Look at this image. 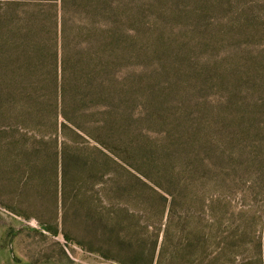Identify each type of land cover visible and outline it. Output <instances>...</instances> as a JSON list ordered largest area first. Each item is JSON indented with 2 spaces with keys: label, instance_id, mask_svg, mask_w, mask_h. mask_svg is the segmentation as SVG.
I'll use <instances>...</instances> for the list:
<instances>
[{
  "label": "rangeland",
  "instance_id": "1",
  "mask_svg": "<svg viewBox=\"0 0 264 264\" xmlns=\"http://www.w3.org/2000/svg\"><path fill=\"white\" fill-rule=\"evenodd\" d=\"M261 58L264 0H0V264H264Z\"/></svg>",
  "mask_w": 264,
  "mask_h": 264
},
{
  "label": "trees",
  "instance_id": "2",
  "mask_svg": "<svg viewBox=\"0 0 264 264\" xmlns=\"http://www.w3.org/2000/svg\"><path fill=\"white\" fill-rule=\"evenodd\" d=\"M257 62L260 64H264V58L259 59ZM242 78L245 83L250 84V81L254 83V90L257 93L256 97H253L252 99L248 97H243V101L254 102L253 99L258 98V101L256 103L258 104L260 102L262 103L261 100L264 101V68L262 71H259L256 74L242 76ZM255 79H257L256 84H255ZM258 104L256 105L260 106ZM240 116L241 118L239 119V121L241 125L243 124L244 128H248L249 130L250 128H252V131L255 135V138L253 139L254 146H252L250 150L247 149L246 152L239 154L240 163L245 165L244 175H243L244 182L242 185L245 191H243V193L245 197H251L254 194V192H250L252 189V185L251 186H248V185L252 184V181L254 183H259V184L264 183V113L262 114H258L254 112L247 113L244 110V108H240ZM258 122H259V125L257 124L256 127L253 126V123H258ZM183 160L186 161V165L188 166L191 165L192 168L196 165H199V166L205 165V159H203L201 155H194V156L187 157L185 159L182 157V162H184ZM226 166H227L226 168L232 172L222 170L221 173L217 172L215 174V177L223 178V181H221V183L225 184L226 187L228 186L227 188H230L232 186L237 185L236 179L233 178V176L237 177L239 174L238 162L237 163L230 162V163H227ZM208 175H211V174H208ZM241 181H243V178L241 179ZM247 182L249 184H246ZM155 255L156 253L153 252L154 258H155ZM159 258H160V255H159Z\"/></svg>",
  "mask_w": 264,
  "mask_h": 264
},
{
  "label": "water",
  "instance_id": "3",
  "mask_svg": "<svg viewBox=\"0 0 264 264\" xmlns=\"http://www.w3.org/2000/svg\"><path fill=\"white\" fill-rule=\"evenodd\" d=\"M100 264H116V263H113V262H102Z\"/></svg>",
  "mask_w": 264,
  "mask_h": 264
}]
</instances>
